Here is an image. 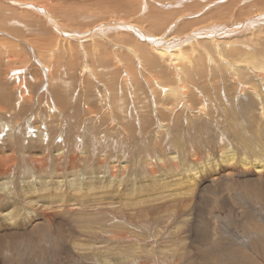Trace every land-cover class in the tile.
Segmentation results:
<instances>
[{
    "label": "rangeland",
    "instance_id": "obj_1",
    "mask_svg": "<svg viewBox=\"0 0 264 264\" xmlns=\"http://www.w3.org/2000/svg\"><path fill=\"white\" fill-rule=\"evenodd\" d=\"M60 1L14 0L22 6L15 7L13 4L14 6L11 5L12 7L7 10L1 3L6 6L12 3L0 0V12L5 10V14L11 15L12 13H8L11 9L18 10L20 15L16 16L23 24L9 25L8 22L4 23L0 20V73L3 72V77L0 75V80H3L0 82V101L4 99L3 97L6 98L1 101L6 102L0 104V171L2 172H0V264H264V169L263 172L259 171L261 173L259 174L258 168L254 165L256 160L264 161V91L252 72L254 66L242 56L245 51L248 53V55L244 53L245 59H251L250 53L258 51L256 44L259 42L255 39L264 36V22L259 21L261 14H264L263 0L260 2L259 0L258 2L257 0H133L135 3L133 13L126 6V10L115 8L117 4L120 6L117 0H114L117 2H114L115 7L110 3L104 6L88 4L84 7L82 2L86 4L92 0L87 2L75 0L74 3L68 4L66 9L56 5ZM125 1L132 9L130 1ZM102 2L106 3V1ZM26 4L28 7L24 6ZM108 5L113 7L103 8ZM36 6L46 10V16L45 13L36 14L35 11L38 9ZM225 6L228 9H225ZM260 7L263 12L260 11ZM254 8L255 13L252 12ZM220 10L223 11L220 15L223 18L219 22L216 17L213 20L212 14L222 12ZM234 10L238 11L233 12ZM74 11L83 13L82 18L72 13ZM149 12L154 14L149 15L147 19ZM237 12L242 15L244 13V16L248 17L253 14L251 18L256 15L254 20L249 17L251 22L255 21V24L245 22L246 25L249 24L248 29L245 28L246 32L242 24H245L244 21L249 18L246 20L247 17L242 16L244 17L242 23L239 19L242 17H239L240 14L237 15ZM27 13L35 14L49 32L37 30L33 25L23 27V21L27 24V19L28 21L33 19L32 16L24 17ZM228 13L233 16L230 17ZM88 16H96V18L90 20ZM156 16L159 18L157 25L152 23ZM262 16L260 18L264 19ZM236 17L238 20L234 19ZM125 18L131 20H127L129 25H136L139 29L142 27L140 30L146 34H153L150 31L154 29L153 31L157 33L152 37L159 40H165L166 34L173 28L175 36H178V33L179 36H184V33L189 34V30L194 31L195 28L205 33V29L201 26H204L207 20L208 26L211 25L209 23L211 21L213 25L218 22L215 26L221 24L227 26L228 21L234 26L237 21L236 24H240L241 28L243 26V30L238 29V32L231 33L232 36L227 33L228 35L225 34L223 37L224 39L241 36L244 38L245 35V41H235V44L232 41L234 45L230 43L231 46H227L220 58V47L215 49L209 39L216 37L215 33H220V29L217 28L215 35L210 36L208 40L207 36L202 35L199 37L201 40L197 38L198 40L194 39L195 41L193 39L187 41L182 46L185 48L183 52L186 51L185 58L179 65L174 63L175 59L171 61V57L164 58L156 54L157 52L148 51L151 56L157 58L156 65L152 64L154 67L152 68L150 62H144L138 53H135L136 43L117 41L114 37L119 36L121 40L131 38L149 48H151L150 43L154 42L152 39H142L135 35L131 28H123L127 30L121 29L117 32L113 25L101 28L96 35L98 39L95 38L96 40L91 42L87 40L91 49L90 57L94 58L93 63H96L93 71L96 69L99 75L98 80L92 78V85L89 87L92 94L89 95L83 93L85 82L83 65L87 68L84 64L85 60L81 58L82 56L70 55V52H81L78 45L73 43L71 45L74 46L69 49L65 44L60 46L63 57L61 53L56 62L53 60L54 64L50 68L46 61L43 62L39 58L38 50L44 40L52 41L56 37L60 39L65 35L57 32L54 23H50L49 20H55L61 26L60 31L68 32L67 34L71 36L82 31L88 32L98 24ZM148 24H152L153 29ZM229 24L227 27L231 28ZM12 28L14 31L9 30ZM236 33L240 34V37L235 36ZM95 34L96 31L87 34L86 37ZM221 34L224 35L220 33L217 37ZM261 42V45H264L263 40ZM10 43L14 44L11 45L10 51L16 48L11 54L9 51L6 53L5 49ZM47 47H50V44ZM230 47L235 49L231 50ZM191 48L195 51L193 52ZM190 49L192 52L189 51ZM54 51V47L51 48L50 52ZM19 53L22 55L20 60H17L15 55ZM51 53L47 57L50 60L53 56ZM100 53L105 56L103 59L107 65L101 63ZM119 53L129 55L128 62L137 78L134 82L126 78L127 65L117 66V58L120 60L119 57H122ZM193 54L199 57L191 59ZM86 55L88 59V54ZM69 56H72L77 63L76 68L79 65L78 69L72 66L67 71L66 60ZM59 57L63 62L58 68ZM11 58H14L13 61ZM14 60L18 61L15 66ZM7 62L13 66H9ZM238 62L239 67L245 65L249 67L248 70L241 71L243 74L239 73L241 76L236 73L235 66ZM244 62L246 63L243 65ZM148 64L150 67L147 66ZM206 66L208 72L205 70ZM19 67L24 70H18L13 76L23 81L22 86L25 82L32 87L25 98H21L16 89V83L21 81L13 79L10 73L13 68ZM48 68L51 75L53 74L52 77L48 76ZM143 68L145 75L140 73L144 72ZM74 69L77 71L75 72ZM190 69L194 73L196 70H203L201 74L194 75L195 84L191 86L200 91L199 95L202 93V96L186 97L185 100L188 99L189 104L186 101L176 106L171 98L174 97L173 91L168 95L166 89L161 86L163 83L179 80L178 73L185 75L184 82L191 80V77L186 76ZM152 78L156 79L155 82L158 80L157 83H154ZM102 81L108 89L114 87L112 91L116 89L115 92L113 91V96L116 98V101L113 100V107L117 109H113L118 114L116 117L119 119H117L118 123L122 125L120 127L119 124L116 123L118 125L116 126L111 122L110 118L109 121L107 119L104 121L101 116H98L101 120L97 117L103 113L104 102L101 99L106 95ZM244 87H254L255 92H252L254 96L257 93L262 94V104L256 102V105H253L252 98L249 92H245ZM194 88L191 89L193 94ZM99 92L101 94H98ZM52 94L58 95L60 100L57 98V102L56 100L54 102L57 96ZM46 100L50 101L49 104ZM56 103L59 105L58 108L55 106ZM84 106L92 108L94 112L88 114ZM75 109L82 111L81 114L75 112ZM75 114L79 116L78 119L76 117L73 119ZM56 123H58L57 127ZM10 125L11 127L8 128ZM47 127H50L49 136L52 137L45 135L43 146L35 143V139L48 131ZM86 127L90 128L86 129ZM94 137L95 139H92ZM79 141L85 142L78 143ZM73 144L79 148L72 146ZM96 153L100 159L94 156ZM245 156L246 163H243ZM215 172L218 174L216 178H214ZM120 208L122 211L119 210ZM29 211L34 213L33 215L43 212L50 219L38 220L30 226L29 224L25 226L22 223Z\"/></svg>",
    "mask_w": 264,
    "mask_h": 264
},
{
    "label": "bare ground",
    "instance_id": "obj_2",
    "mask_svg": "<svg viewBox=\"0 0 264 264\" xmlns=\"http://www.w3.org/2000/svg\"><path fill=\"white\" fill-rule=\"evenodd\" d=\"M1 1H6V2H11L12 4H9L10 6H6V4H2L1 3V5H3V7H5V9H7V10H9L8 8L9 7H12L11 5H15V7H17V6H22L21 4H19V2L17 3V2H14V0H1ZM17 1H19V0H17ZM22 0H20V2H21ZM24 1V0H23ZM74 1L75 0H61L60 2H57L56 3V5L57 6H63L64 7V9H66V6L69 4L70 5V3H74ZM102 1H106V3H103ZM108 0H92V2H95V3H92V2H90V3H84L83 4V2H82V6H84V7H86L85 5H88V4H94V5H96V6H99V5H101V4H103L102 6H104V4H107V3H110V4H112L114 7H115V5H114V2H116V1H114V0H110L111 2H107ZM119 3H120V6L117 4L116 5V7L115 8H117V7H119L120 9H124V10H126V8H125V6L126 7H128V9L129 10H131V13H133L134 11V9H135V3L133 2V0H129L130 2L129 3H131V6H132V9H131V7H130V5L125 1V0H117ZM136 1V0H135ZM86 2H87V0H86ZM177 2V1H176ZM232 2V1H231ZM257 2H258V0H257ZM259 2H260V0H259ZM263 2H264V0H263ZM25 3V2H24ZM28 3V2H27ZM97 3V4H96ZM117 3V2H116ZM115 3V4H116ZM220 4V3H219ZM13 5V6H14ZM106 6V7H103V8H108V7H113V6ZM123 5V6H122ZM174 5V4H173ZM217 5V4H216ZM221 5V4H220ZM254 5H255V7H256V4L254 3ZM253 5V6H254ZM258 5H260V3H258ZM24 6H27L28 7V5L26 4V5H24ZM193 6V5H192ZM37 7V6H36ZM39 7V6H38ZM37 7V8H38ZM77 7V6H76ZM199 7V6H198ZM204 7V6H203ZM237 7V6H236ZM240 7V6H239ZM31 8H32V6H31ZM35 8V7H34ZM102 8V7H101ZM221 8H223V7H221ZM246 8H247V6H246ZM249 8V7H248ZM18 9V8H17ZM29 9V8H28ZM74 9V8H73ZM118 9V8H117ZM127 9V10H128ZM225 9H228V8H226V6H225ZM243 8H241V10H242ZM4 10V9H3ZM32 10V9H31ZM76 10V9H75ZM151 10V9H150ZM208 10V9H207ZM210 10V9H209ZM223 10V9H222ZM222 10H220V11H222ZM239 10V9H238ZM238 10H234L233 12H235V11H238ZM262 10V8L260 7V11ZM18 10H14V9H11L10 10V12H8V13H12L11 15H7V13L5 14V10L4 11H1L0 12V20L1 21H3L4 23H6V22H8L7 24H9V25H12V24H19V23H21L22 24V22L18 19V16H16V15H20L18 12H17ZM22 11V10H21ZM20 11V12H21ZM121 11V10H120ZM123 11V10H122ZM133 11V12H132ZM155 11H156V9H155ZM215 11V10H214ZM224 11V10H223ZM223 11L222 12H220V13H218V14H216L217 12H215V14L216 15H214V14H212V19L214 20L215 19V17H216V20L219 22L223 17H221L220 15L221 14H223ZM245 11H246V9H245ZM250 11H251V9H250ZM257 11H259V10H257ZM31 12V11H30ZM35 12H37L36 14H41V15H43V13H45V16H46V10H44V9H42L41 7L40 8H38ZM34 12V13H35ZM42 12V13H41ZM64 12V11H63ZM124 12H126V11H124ZM150 12H152V10L150 11ZM149 12V13H150ZM230 12V11H229ZM231 13V14H233L234 15V13ZM240 12H242V11H240ZM240 12H237V15H239L240 14ZM252 12L253 13H255V8H254V10H252ZM262 12H263V10H262ZM72 13H74V14H76V16L78 15L79 17H81L82 18V16L81 15H83V13H81L80 14V12L79 11H74V12H72ZM130 13V12H129ZM204 13V12H203ZM251 13V12H250ZM22 14H24V13H22ZM32 13H30V14H26L24 17H31L32 16V18L33 19H29V21H28V19L26 20V22H27V24H25V21H23L24 22V26L23 27H28V26H32L33 25V27H35V28H37V30L39 29L40 31H43V32H49L48 31V29H46L45 28V26H44V24L43 23H41L40 21H39V18H36L35 17V14L34 15H31ZM152 14H154V12L152 13ZM151 13L150 14H148L147 15V19H148V17H149V15L151 16L152 15ZM157 14H160V13H157ZM229 14V13H228ZM227 14V15H228ZM249 14V13H248ZM260 14H261V12H260ZM259 14V15H260ZM161 15V14H160ZM233 15H231V16H233ZM241 15V16H240ZM239 15V17H242V16H244V13H243V15L242 14H240ZM251 15H253V14H251ZM251 15L249 16L250 18H251ZM258 14H257V16H259ZM263 15V16H262ZM37 16V15H36ZM159 16V15H158ZM163 16V15H162ZM223 16V15H222ZM229 16H230V14H229ZM230 16V17H231ZM235 16H236V14H235ZM234 16V17H235ZM256 15H254L252 18H253V20H254V17H255ZM261 16L264 18V14H261ZM260 16V17H261ZM44 17V16H43ZM54 17V16H53ZM85 17V15L83 16V18ZM201 17V16H200ZM227 17V16H226ZM230 17H227V18H230ZM244 17H247L246 18V20L249 18L248 16H244ZM244 17H242V18H239V19H241V21L240 22H242L243 23V21L242 20H244L243 18ZM259 17V19L261 20L262 18H260ZM42 18V17H41ZM44 18H46V17H44ZM49 18V17H48ZM56 18V17H55ZM90 18H93V19H95L96 18V16H93V17H89L88 16V19H90ZM160 18H161V16H160ZM198 18V17H197ZM224 18H225V15H224ZM250 18L247 20V21H244V23L245 22H249V23H254L255 21H253V22H251L252 20H250ZM251 18V19H252ZM257 18V17H256ZM50 19V18H49ZM121 19V18H120ZM126 19V20H125ZM125 19H123V20H115V21H112V22H108V23H105V24H98V26H95V27H93V29H90L88 32H83L82 31V33H80V34H74V35H71V36H74V37H71L69 34H67L68 32H63V31H60L61 30V26L54 20V21H52V20H49L50 21V23H54V26H55V28H56V31L57 32H61V34L63 35L64 33H65V35H64V37L63 38H60V39H57V37L54 39V40H52V41H49V40H44L45 42H43V43H41V45H40V47H39V50H38V54H39V58L43 61H46V64H47V66L50 68L53 64H54V62H53V60L56 62V60H57V58H58V56L62 53V51H60V46H62V45H66L67 47H68V49L69 48H71V47H73L74 45H71V44H76V45H78L80 48H81V52L80 53H77V52H73V53H71L70 52V55H79L82 59H84L85 61H84V64H86L87 65V68H85L84 67V65H83V73H84V75H85V77L83 78V80L85 79V82H84V87H83V93L84 94H88L89 95V93H90V89H89V87H90V85H92V78H94V79H96V80H98L97 79V77H99V75H98V72H96V69L93 71V66H94V64H96L95 62L93 63V60H95L94 58H91L90 57V55H91V49H90V46L87 44V40H88V42H91V41H95L96 39L95 38H97L96 37V35L99 33V31H101V28H105V27H111L112 25L113 26H115L114 27V30H116V32L118 31V30H121V29H123V28H131L132 29V32H134L135 33V35H138L139 37H142V39H146V40H148V38H150V39H152L154 42H151L150 43V47L151 48H149V47H146L144 44H142L140 41H138V42H136V41H134V40H132L131 38H127V39H123V40H121V39H119L118 37H114L117 41H121V42H125V41H129V42H134V43H136L137 44V47L135 48L136 49V54L138 53V56H140L142 59H143V61L144 62H146V63H149L150 62V66L152 67V64H154L155 63V65H156V62H157V58H155V57H153V56H151L149 53H148V51L150 52V51H152V52H154V53H156V54H160V56H162V57H166V58H169V57H171V61H172V59H175V61H174V63H178V65L183 61V59L185 58L184 57V55H185V53H186V51H185V53L183 52L184 51V49L185 48H183L182 46L187 42V41H189L190 39L192 40H196L197 38H199V37H201L202 35H205V36H207V40H208V38L210 37V36H213V34L215 33V29H217V28H219L220 29V33L222 32L221 31V28H225V27H227L228 26V24L230 23L229 21H228V24H227V26H224V25H217V26H215L216 25V23L218 24V22L216 21V23L213 25V23H212V21L211 22H209V23H211V25L210 26H208V25H206L207 24V22H208V20H207V22H204V23H206V24H204V26H201V27H203L204 29H205V33L202 31V30H199V28H195V30L194 31H192L191 29L189 30L190 32H189V34H185L184 33V36L182 35H180L179 36V33H178V36H175L174 35V28L172 29V31H169V33H167L166 34V36H165V40L164 39H162V40H159V39H155L154 37H152V36H155V35H153L154 33L156 34L157 33V31L156 32H154L153 30V25L152 24H148V25H150V27H152L151 29H153L152 31H150V32H153V34L152 33H150V34H146L145 32H143L142 30H140V29H142V27L139 29V27H137L136 25L134 26V25H132V24H128L127 23V20H129V21H131L130 19H127V18H125ZM159 18L156 16V17H154V21H152V20H150V22L152 21V23L153 24H155L156 23V25H157V22L159 23V20H158ZM175 19V18H174ZM199 19V18H198ZM205 19V18H204ZM211 19V18H210ZM219 19V20H218ZM235 20L237 19V17L236 18H234ZM43 20V19H42ZM91 20V19H90ZM158 20V21H157ZM226 20H229V19H226ZM238 20V19H237ZM250 20V21H249ZM0 21V22H1ZM48 21V20H47ZM48 21V22H49ZM126 21V22H125ZM173 21H175V20H173ZM206 21V20H205ZM223 21H225V20H223ZM149 22V23H150ZM195 22V21H194ZM201 22H203L202 20H201ZM200 22V23H201ZM214 22V21H213ZM235 22V21H234ZM262 22H264V21H262ZM262 22H260L261 24H262ZM30 23H32V24H30ZM37 23V24H36ZM47 23V22H46ZM198 23V22H197ZM236 23H237V21H236ZM235 23V24H236ZM256 23H257V21H256ZM174 24V23H173ZM195 24V23H194ZM226 24V23H225ZM235 24H234V26H235ZM255 24V23H254ZM23 25V24H22ZM38 25V26H37ZM191 25H193V24H191ZM199 26H200V24H198ZM230 25V24H229ZM233 25V24H232ZM232 25H230V27L232 26ZM237 25V24H236ZM240 25V24H239ZM243 26H244V31H245V28H247L248 29V27L247 26H249V24H247L246 25V23L245 24H242ZM259 25V27L261 26L260 24H258ZM49 26L51 27V25L49 24ZM48 26V27H49ZM172 26V25H171ZM197 26V25H196ZM195 26V27H196ZM243 26H242V28H241V26H240V28H239V30L240 29H242L243 30ZM252 25L250 24V27H251ZM13 27V26H12ZM32 27V28H33ZM49 27V28H50ZM117 27H120V28H117ZM176 27V26H175ZM233 27V26H232ZM253 27H254V25H253ZM255 27H258V26H256L255 25ZM262 27V26H261ZM11 28V27H10ZM155 28V27H154ZM194 28V27H193ZM263 28H264V24H263ZM262 28V29H263ZM2 29V28H1ZM28 29V28H27ZM185 29H186V27H185ZM258 29V28H257ZM260 29V28H259ZM10 31H14V29L12 28V29H9ZM25 30V29H24ZM123 30H125V29H123ZM127 30V29H126ZM125 30V31H126ZM157 30V29H156ZM252 30V29H251ZM256 30V29H255ZM96 31V34H95V36H87L86 37V35L87 34H89V33H92V32H95ZM146 31V30H145ZM185 31H187V30H185ZM248 31V30H247ZM19 31H16V33H18ZM42 32V33H43ZM178 32V31H177ZM176 32V33H177ZM181 32V31H180ZM216 32H217V30H216ZM238 32V31H237ZM246 32V31H245ZM245 32H244V34H245ZM220 33H215V34H217V36H218V34H220ZM240 33H241V31H240ZM248 33H249V31H248ZM256 33V32H255ZM160 34V33H159ZM182 34V33H181ZM214 34V35H215ZM225 34H227V33H224V35H222L221 34V36H219V37H211V38H209L210 39V43L211 44H213L212 46H215V49H216V47H220L219 49H220V51L221 52H219L220 54H219V56H220V58H222L221 57V55H223V53H224V51H225V49H227V46L229 45V46H231L230 45V43H232L233 44V42H234V44H235V41H245V35H244V38H243V36H239V35H237V33L235 34V36L237 35V36H239L240 38H238V37H229V38H227V39H224V37H225ZM257 34V33H256ZM13 35V34H12ZM171 35H174V36H171ZM228 35V34H227ZM226 35V36H227ZM229 35H231V33H229ZM241 35H243V33L241 34ZM193 36H195V38L193 37ZM224 36V37H223ZM232 36V35H231ZM248 36V35H247ZM106 37V36H105ZM121 37V36H120ZM251 37V36H250ZM5 38V37H4ZM252 38V37H251ZM98 39V38H97ZM200 40H201V38H199ZM194 40V41H195ZM198 40V39H197ZM250 40V39H249ZM252 40V39H251ZM257 42H259V43H257L256 44V47H257V53H250V55H251V59H249V60H247L248 58L247 57H250V56H247L246 58L247 59H245V55H244V53H245V51H244V53L242 54V56H244L243 58H244V60L245 61H247L248 63H252V65L254 66V67H252V72H253V74L255 75V77H256V79L258 80V83H259V86L260 87H262V89H263V91H264V45H261V40H263V42H264V36H262V37H257L256 39H255ZM254 40V41H255ZM4 41V40H3ZM206 41V40H205ZM214 41V42H213ZM233 41V42H232ZM197 42V41H196ZM201 42H203V40L201 41ZM236 42V43H237ZM7 43V42H6ZM193 44H194V42H192ZM199 43V42H198ZM240 43V42H239ZM29 44V43H28ZM50 44V47H47L48 45ZM200 45L202 44V43H199ZM207 44V43H206ZM205 44V45H206ZM233 44V45H234ZM247 44V43H246ZM1 45V44H0ZM11 45H14L13 43H10L9 45H8V47H6L5 48V46L6 45H4V48L6 49V53H7V51H9V53L11 54V52H15V49L14 48H12V51H10V47H11ZM199 45V46H200ZM209 45V44H208ZM208 45H207V47H208ZM241 45H242V43H241ZM186 46H187V44H186ZM194 46H195V44H194ZM247 46V45H246ZM53 47H54V52H50V50H51V48L53 49ZM197 49H198V47L197 46H195ZM194 47V48H195ZM240 47V46H239ZM248 47V46H247ZM261 47H263V48H261ZM3 48V47H2ZM182 48V49H181ZM194 48H191V49H193L192 51L194 52L195 50H194ZM231 48V47H230ZM230 48H228V49H230ZM252 48V47H251ZM191 49L189 50V51H191ZM206 49V48H205ZM234 50L235 49V47L234 48H231V50ZM241 49L243 50V48L241 47ZM247 49V48H246ZM37 51V50H36ZM119 51V50H118ZM191 51V52H192ZM199 51V50H198ZM217 51H218V49H217ZM236 51V50H235ZM250 50H248V52H249ZM211 52V51H210ZM237 52H239V51H237ZM50 53L51 54H53V56H52V60H50V58H47L48 57V55H50ZM9 54V56L10 57H12L11 55ZM16 54V53H15ZM14 54V55H15ZM86 54H88V59L86 58ZM102 53H100L99 54V57H100V59H102L101 60V63H104V57L105 56H102L101 55ZM122 57H119V59L120 60H118V58H117V66H123V64L124 65H127V66H125V67H127V75H126V78L128 79V80H131L132 82H134L135 80H137V78H136V76H135V73L133 74V69H131V66H130V63L128 62V60L130 59L128 56L129 55H127V53H119ZM191 54V53H190ZM195 54V53H194ZM193 54V55H194ZM211 54V53H210ZM234 54V53H233ZM232 54V55H233ZM245 54H247L248 55V53H245ZM6 55V54H5ZM13 55V56H14ZM21 55L22 54H17V55H15V57L17 56V60H20V58H21ZM86 55V56H85ZM189 55V54H188ZM237 55H239V54H237ZM155 56V55H154ZM190 56V55H189ZM197 56V55H196ZM195 55L194 56H192V58L191 59H194V57H196ZM209 56V55H208ZM214 56H216V55H213V57ZM50 57V56H49ZM62 57H63V53H62ZM187 57V56H186ZM191 57V56H190ZM189 57V58H190ZM199 56H197V58H198ZM207 57V56H206ZM238 57H240V56H238ZM4 58V57H3ZM7 58H9L8 57V55H7ZM77 58H79L78 56H77ZM188 58V59H189ZM12 59V58H11ZM10 59V60H11ZM14 59V58H13ZM13 59L11 60V61H13ZM115 59H116V57H115ZM123 59V60H122ZM214 59V58H213ZM6 60V59H5ZM50 60V61H49ZM88 60H89V63H88ZM141 60V59H140ZM198 60H200V59H198ZM201 60H203V59H201ZM210 60H212V59H210ZM243 60V61H244ZM4 61V60H3ZM2 61V62H3ZM14 61H16V60H14ZM43 61V62H44ZM116 61V60H115ZM130 61V60H129ZM190 61V60H189ZM188 61V62H189ZM223 61V60H222ZM253 61V62H252ZM2 62H1V64H2ZM6 62V61H5ZM18 61H16L15 63H13V65L15 66V64L17 63ZM62 62H63V60L61 59V57H59V59H58V64H59V66H58V68L60 67V65L62 64ZM121 62H122V64H121ZM197 62V61H196ZM208 62V61H207ZM8 64H9V66H13V65H10V62H7ZM107 63H109V61H107ZM140 63H141V61H140ZM216 63V62H215ZM227 63V62H226ZM230 63V62H229ZM246 62H244L243 63V65L245 64ZM12 64V63H11ZM105 64V63H104ZM103 64V65H104ZM172 64V63H171ZM190 64V63H189ZM199 64V63H198ZM234 64V63H233ZM57 64L55 63V66H56ZM105 65H107V64H105ZM177 65V64H176ZM9 66H7V67H9ZM22 65H20V67H21ZM72 66H73V68L75 67L76 68V66H77V63L75 62V60H74V58H72V56H69V58L66 60V68H67V71H69V69H71L72 68ZM88 66H89V68H88ZM96 66V65H95ZM147 66H149V64L147 65ZM147 66H145L146 68H147ZM149 66V67H150ZM171 66V65H170ZM173 66H174V64H173ZM233 65H231V67H232ZM13 68L12 70H11V76H12V78L13 79H15L16 81H21L20 79H18V78H16V77H14L13 75H14V73L15 72H17L18 70H24V68ZM63 67V66H62ZM177 67H180V66H177ZM187 68H188V66H186ZM190 67V66H189ZM195 67V66H194ZM210 67V66H209ZM2 68V67H1ZM11 68V67H10ZM49 68H48V76H53V74L51 75V72L49 71ZM79 68V65H78V67L76 68V69H78ZM152 68H154V67H152ZM159 68V67H158ZM174 68V67H173ZM172 68V69H173ZM205 68V67H204ZM235 68L237 69V72L236 73H240V74H243L241 71H243V69H245V70H248V68L249 67H247L246 65L245 66H243V67H239V62H238V64H236V66H235ZM76 69H74L75 70V72L77 71ZM117 69H118V67H117ZM123 69V68H122ZM189 69V68H188ZM201 69V68H200ZM199 69V70H200ZM208 68H207V66H206V69L205 70H207ZM4 70V69H3ZM132 70V71H131ZM140 70H142V68L140 69ZM143 70H144V72L142 71V72H140V73H142V75H143V73H144V75H145V69L143 68ZM148 70L150 71H152V69L151 68H148ZM178 70H181V68H178ZM66 71V72H67ZM98 71V70H97ZM155 71V70H154ZM172 71V70H171ZM177 71V70H176ZM187 71V70H186ZM185 71V72H186ZM209 71H211V70H209ZM6 72V71H5ZM161 72V71H160ZM201 72H203V70H201V71H197L196 70V73H198V74H201ZM207 72H208V70H207ZM234 72H235V70H234ZM233 72V73H234ZM3 72L1 71V73H0V75H2V77H3V74H2ZM125 73V72H124ZM155 73V72H154ZM167 73H169V71L167 72ZM188 74L186 75V76H189V77H191V80H189V81H187L186 82V80H185V82L183 81V77H185V75L183 76V75H180V73H178V78H179V80H181V81H179L178 79L177 80H174L173 82L171 81V82H169V83H166V84H162V86L161 87H163V89L165 90L166 89V92H167V94L168 95H170L171 94V91H173L172 93H174V97H171L173 100H174V103L176 104V106H179V104L180 103H186V101L188 102V99L187 100H185V98L186 97H189V96H194V97H199V96H202L201 94L199 95V92L197 91V89L196 88H194V87H191L193 84H195L194 82H195V77H194V75L196 74V73H194V72H192L191 71V69L189 70V72H187ZM235 73V74H236ZM9 74V73H8ZM7 74V75H8ZM19 74V73H18ZM146 74H148V73H146ZM153 74V73H152ZM158 74V73H157ZM162 74V73H161ZM176 74H177V72H176ZM239 74V75H240ZM82 75V74H81ZM118 75V74H117ZM149 75V74H148ZM156 75V74H155ZM169 75V74H168ZM10 76V77H11ZM16 76H18V75H16ZM59 76V75H58ZM152 76V75H151ZM150 76V77H151ZM159 76V75H158ZM199 76V75H198ZM241 76V75H240ZM243 76V75H242ZM246 76V75H245ZM19 77V76H18ZM148 77V76H147ZM169 77V76H168ZM188 77V78H189ZM1 78V77H0ZM4 78H6V77H4ZM3 78V79H4ZM22 78V77H21ZM143 78V77H142ZM187 78V77H186ZM185 78V79H186ZM242 78V77H241ZM9 79H11V78H9ZM55 79H57V78H55ZM74 79V78H73ZM159 79V78H158ZM200 79V78H199ZM6 80H8V79H6ZM5 80V81H6ZM66 80V79H65ZM71 80V79H70ZM146 80L148 81V78H146ZM152 80H153V78H152ZM156 80V79H155ZM155 80H153L154 81V83H157V81L155 82ZM164 80V79H163ZM166 80V79H165ZM171 80V79H170ZM3 82V80L1 79L0 80V82ZM73 81V80H72ZM152 81V82H153ZM183 81V82H182ZM22 82L23 81H21L20 83H16V89L19 91V93H20V96H21V98H25L26 97V95L31 91V89H32V87H30V85L28 84V83H26L25 84V82L23 83V85L24 86H22ZM81 82H82V80H81ZM93 82H95V81H93ZM98 82V81H97ZM104 81H102L101 83L103 84V86L105 87V90H106V95H103L104 97L101 99L103 102H104V109H103V113H101V115H97V117L98 116H101L102 117V119H104V121H105V119H107L108 121H109V118H110V120H112L111 122H113L116 126H118L117 124H119V126L118 127H120V126H122L120 123H118V121H117V113H115L116 111H114V109H115V107H113V100H115L116 98L113 96V91H112V89H114V88H107V85H104V83H103ZM146 82V81H145ZM6 83V82H5ZM54 83V82H53ZM70 83V82H69ZM73 83V82H72ZM71 83V84H72ZM107 83V82H106ZM151 83V82H150ZM215 83V82H214ZM7 84V83H6ZM68 84V83H67ZM83 84V83H82ZM97 84V83H96ZM112 84V83H111ZM171 84H173V86H171ZM3 85H5L4 83H3ZM115 85H117V84H115ZM154 85V84H153ZM152 85V86H153ZM159 85V84H158ZM202 85V84H201ZM74 86V85H73ZM157 86V85H156ZM171 86V87H170ZM198 86V85H197ZM196 86V87H197ZM204 86V85H203ZM249 86V85H248ZM23 87V88H22ZM97 87V86H96ZM169 87V88H168ZM201 87V86H200ZM255 87V86H254ZM254 87L252 88H250V87H244V90H246L245 92H249V94H250V98H252L251 99V103L253 104V105H256V102H259L260 104H262V100H263V97H262V94H259V93H257V94H255V96L253 95V93L252 92H255L254 90ZM256 87H257V85H256ZM255 87V88H256ZM3 88V87H2ZM5 88H7V87H5ZM70 88H72V87H70ZM153 88V87H152ZM192 88H194V91H195V93L193 94V90H191ZM206 88V87H205ZM98 89V88H97ZM96 89V90H97ZM120 88H118V90H119ZM155 89V88H154ZM203 89V88H202ZM92 90V89H91ZM95 90V89H94ZM105 90H103V91H105ZM151 90V89H150ZM47 92L49 91V90H46ZM81 91V90H80ZM93 91V90H92ZM115 91H116V89H115ZM114 91V92H115ZM119 91H121V90H119ZM262 91V92H263ZM3 92H5V91H3ZM82 92V91H81ZM153 92V91H152ZM1 93V92H0ZM5 93H8L7 91L5 92ZM4 93V94H5ZM11 93V92H10ZM56 93V92H55ZM93 93H95L94 91H93ZM264 93V92H263ZM9 94V93H8ZM83 94V95H84ZM90 94H92V92L90 93ZM98 94H101L100 92L98 93ZM116 94H118L117 92H116ZM115 94V95H116ZM29 95V94H28ZM48 95L50 96V94L48 93ZM52 95H56V94H52ZM51 95V96H52ZM74 95V94H73ZM93 95H95V94H93ZM153 95H154V93H153ZM158 95V94H157ZM198 95V96H197ZM2 96V95H1ZM57 96V97H56ZM55 97H56V99H54V102H55V100H56V102H57V98H58V100H60V97H58V95H56ZM87 96V95H86ZM99 96V95H98ZM253 96H254V98H253ZM54 97V98H55ZM69 97V96H68ZM68 97H67V99H68ZM95 97V96H94ZM100 97V96H99ZM98 97V98H99ZM155 97V96H154ZM4 99H2V100H6V98L5 97H3ZM14 98V97H13ZM19 98V97H18ZM97 98V97H96ZM122 98V97H121ZM157 98V97H156ZM159 98V97H158ZM168 98V97H167ZM201 98V97H200ZM199 98V99H200ZM79 99V98H78ZM94 99V98H93ZM99 99V100H100ZM162 99V98H161ZM262 99V100H261ZM1 100V101H2ZM48 100H50L49 98H48ZM48 100H46L47 102H48ZM258 100V101H257ZM0 101V104L1 103H5V102H1ZM11 101V100H10ZM32 101V100H31ZM30 101V102H31ZM67 101V100H66ZM88 101H89V99H88ZM116 101V100H115ZM117 101H119L118 100V98H117ZM123 101V100H122ZM185 101V102H184ZM46 102V103H47ZM50 102V101H49ZM49 102H48V104H49ZM90 102V101H89ZM124 102V101H123ZM159 102V101H158ZM165 102V101H164ZM191 102V101H190ZM201 102V101H200ZM61 103V102H60ZM88 103V102H87ZM119 103V102H118ZM163 103V102H162ZM161 103V104H162ZM166 103V102H165ZM169 103V102H168ZM179 103V104H178ZM194 103V102H193ZM9 104V103H8ZM74 104V103H73ZM92 104V103H91ZM117 104V103H116ZM116 104H115V106H116ZM158 104V103H157ZM170 104V103H169ZM178 104V105H177ZM188 104H189V102H188ZM3 105V104H2ZM5 105V104H4ZM3 105V106H4ZM45 105H47V104H45ZM70 105V104H69ZM83 105V104H82ZM88 105V104H87ZM93 105V104H92ZM135 105V104H134ZM48 106V105H47ZM56 108H58V103H56ZM62 106V105H61ZM94 106V105H93ZM102 106V105H101ZM124 106V105H123ZM142 106V105H141ZM182 106V105H181ZM6 107H8L7 105H6ZM51 107H52V105H51ZM70 107V106H69ZM72 107V106H71ZM77 107V106H76ZM86 109H87V111H88V114H89V112H94L93 110H92V108H90V107H87V106H84ZM45 108V107H44ZM48 108H49V106H48ZM67 108V107H66ZM65 108V109H66ZM98 108V107H97ZM114 108V109H113ZM175 108V107H174ZM60 109V108H59ZM78 109V108H77ZM77 109H75V112H80V114H81V112L82 111H79V110H77ZM80 109V108H79ZM116 109H117V107H116ZM115 109V110H116ZM4 110V109H3ZM51 110H52V108H51ZM62 110V109H61ZM64 110V109H63ZM67 110H68V108H67ZM66 110V111H67ZM77 110V111H76ZM82 110V109H81ZM99 110V109H98ZM101 110H102V108H101ZM101 110H99V111H101ZM40 111V110H39ZM86 111V112H87ZM99 111H97L98 112V114H100L99 113ZM142 111H143V109H142ZM1 112H3V111H1ZM63 112V111H62ZM62 112H60V113H62ZM40 113V112H39ZM64 113H65V111H64ZM67 113L68 112H66V114L65 115H67ZM51 114V113H50ZM97 114V113H96ZM117 114V115H116ZM48 115H49V113H48ZM54 115V114H53ZM83 115V114H82ZM87 114L85 113V116H86ZM58 116H60V114L58 115ZM94 116V115H93ZM117 116V117H116ZM53 117V116H52ZM63 117V116H62ZM61 117V118H62ZM73 117V116H72ZM75 117L77 118V117H79V116H76V114L74 115V117H73V119H75ZM87 117V116H86ZM89 117V116H88ZM96 117V116H95ZM259 117L261 118V114H259ZM64 118H65V116H64ZM81 118H82V116H81ZM91 118V117H90ZM88 119L87 118V120H90V122H92L91 121V119ZM99 118V117H98ZM67 119V118H66ZM78 119V118H77ZM76 119V120H77ZM100 119V118H99ZM46 120V119H45ZM54 120V119H53ZM82 120H83V118H82ZM92 120H94L93 118H92ZM101 120V119H100ZM106 120V121H107ZM119 120V119H118ZM34 121V120H33ZM56 121V120H55ZM94 121H96V120H94ZM93 121V122H94ZM116 121V122H115ZM20 123V122H19ZM88 123H89V121H88ZM110 123V122H109ZM108 123V124H109ZM112 123V124H113ZM117 123V124H116ZM13 124V123H12ZM32 124V123H31ZM57 125H56V127L58 126V123H56ZM61 124V123H60ZM94 124V123H93ZM98 124H99V122H98ZM105 124V123H104ZM253 124V123H252ZM258 124V123H257ZM4 125V124H3ZM43 125V124H42ZM62 125V124H61ZM138 125V124H137ZM115 126V127H116ZM5 127V126H4ZM9 127H11V125L10 126H8V128ZM13 127V126H12ZM31 127V126H30ZM61 127V126H60ZM102 127V126H101ZM100 127V128H101ZM110 127V126H109ZM112 127V126H111ZM256 127H258V126H256ZM48 128V131L45 133V134H41L37 139H35V143H39V145H41V146H43L44 144H45V135H47L48 137H50L49 136V133H51L50 132V130H49V128L50 127H47ZM88 128H90V127H88ZM87 127H86V129H88ZM61 129V128H60ZM110 129H112V128H110ZM10 130H12V129H10ZM10 130H8V131H10ZM108 130V129H107ZM120 130V129H119ZM119 130H117V131H119ZM34 131V130H33ZM37 130H35V132H36ZM70 131V130H69ZM97 131V130H96ZM116 131V130H115ZM11 132V131H10ZM42 132V131H41ZM86 132H87V130H86ZM121 132V131H120ZM12 133V132H11ZM44 133V132H43ZM56 133V132H55ZM260 133V132H259ZM37 134H39V133H37ZM72 134V133H71ZM88 134V133H87ZM90 134V133H89ZM88 134V135H89ZM12 135H13V133H12ZM29 135H30V133H29ZM59 135V134H58ZM88 135L86 136V137H88ZM109 135V134H108ZM111 135V134H110ZM34 136H37V135H35L34 134ZM61 136V135H60ZM59 136V137H60ZM261 136V135H260ZM52 137V136H51ZM63 137H64V135H63ZM62 137V138H63ZM83 137H84V135H83ZM97 137V136H96ZM61 139V138H60ZM89 139V138H88ZM87 139V140H88ZM92 139H95V137L94 138H92ZM101 139V138H100ZM258 139V138H257ZM66 140V139H65ZM84 140V139H83ZM97 140V139H96ZM99 140V139H98ZM75 141V140H74ZM86 141V140H85ZM85 141H79L78 143H80V142H85ZM264 141V140H263ZM69 142V141H68ZM73 142V141H72ZM96 142V141H95ZM98 142V141H97ZM60 143V142H59ZM262 143V142H261ZM244 144V143H243ZM250 144V143H249ZM68 145V144H67ZM86 144H84V146H85ZM91 145V144H90ZM245 145V144H244ZM10 146V145H9ZM36 146V145H35ZM48 145H46V147H47ZM61 146V145H60ZM69 146V145H68ZM72 146H74V147H77V145L76 144H73ZM86 146H88V145H86ZM92 146H94V145H92ZM92 146H90V147H92ZM96 146V145H95ZM94 146V147H95ZM62 148H63V146H61ZM89 147V146H88ZM98 147V146H97ZM66 148V147H65ZM77 148H79V147H77ZM76 148V149H77ZM239 148V147H238ZM67 149V148H66ZM82 148H80V150H81ZM85 149H86V147H85ZM89 149H94V148H89ZM245 149H247V148H245ZM95 150H96V148H95ZM228 150V149H227ZM252 150V149H251ZM71 151V150H70ZM85 150H83V152H84ZM157 151V150H156ZM226 151V150H225ZM254 151V150H253ZM79 152V151H78ZM90 152H91V150H90ZM89 152V153H90ZM94 152V151H93ZM92 152V153H93ZM243 152H244V150H243ZM77 153V152H76ZM91 153V154H92ZM224 153V152H223ZM247 153V152H246ZM262 153V152H261ZM82 154H84V153H82ZM153 155V154H152ZM160 155V154H159ZM254 155V154H253ZM94 156H96L97 157V159H100V158H98V155H97V153L94 155ZM13 157V156H12ZM73 156H71V158H72ZM76 157V156H75ZM135 157H136V155H135ZM228 157V156H227ZM231 157H233L232 155H231ZM259 157V156H258ZM5 158H7V157H5ZM88 158V157H87ZM94 158V157H93ZM93 158H91V159H93ZM11 159H13V158H11ZM74 159V158H73ZM84 159V158H83ZM226 159V158H225ZM246 156H245V158L242 160V162L243 163H246ZM10 160V159H9ZM79 160V159H78ZM81 160V159H80ZM86 160V159H85ZM96 160V159H95ZM131 160H133L134 161V159H131ZM18 161V160H17ZM99 160H97V162H98ZM132 161V162H133ZM1 162H2V160H1ZM6 162V161H5ZM3 163H4V160H3ZM87 163V162H86ZM136 163V162H135ZM135 163H133V164H135ZM139 163V162H138ZM2 164V163H1ZM6 164H7V162H6ZM137 164V163H136ZM135 164V165H136ZM143 164V163H142ZM166 164V163H165ZM4 165H5V163H4ZM8 165V164H7ZM21 165V164H20ZM254 165H255V167L256 168H258V173H259V171H261V172H263V169H264V161H259V160H256L255 162H254ZM124 166V165H123ZM128 166V165H127ZM137 166V165H136ZM145 166V165H144ZM156 166V165H155ZM7 167V166H6ZM31 167V166H30ZM112 167V166H111ZM124 168V167H123ZM167 168V167H166ZM3 169V168H2ZM8 169H10V168H8ZM227 169V168H226ZM4 170V169H3ZM2 170V171H3ZM128 170V169H127ZM215 170V169H214ZM223 170V169H222ZM233 170V169H232ZM231 170V171H232ZM7 171V170H6ZM141 171V170H140ZM225 171V170H224ZM1 172V171H0ZM4 172H5V170H4ZM3 172V173H4ZM217 172V171H216ZM215 172V173H216ZM233 172V171H232ZM2 173V172H1ZM0 173V174H1ZM228 173H229V171H228ZM220 174V173H219ZM222 174V173H221ZM230 174H231V172H230ZM259 174H261V173H259ZM264 174V173H263ZM175 175V174H174ZM234 175V174H233ZM26 177V176H25ZM216 177H218V174L216 173L215 174V177L214 178H216ZM232 177V176H231ZM234 178V177H233ZM206 179V178H205ZM264 180V179H263ZM242 181V180H241ZM259 182V181H258ZM99 184V183H98ZM141 184V183H140ZM260 185V184H259ZM116 186V185H115ZM166 186H168V185H166ZM256 186V185H255ZM46 187V186H45ZM57 187V186H56ZM143 187H144V185H143ZM145 187H146V185H145ZM203 187V186H202ZM6 188V187H5ZM30 188V187H29ZM46 189V188H45ZM57 189V188H56ZM55 189V190H56ZM99 189V188H98ZM148 189V188H147ZM186 189V188H185ZM211 189V188H210ZM41 190H43V189H41ZM50 190V189H49ZM102 190V189H101ZM114 190V189H113ZM117 190V189H116ZM164 190V189H163ZM196 190H197V188H196ZM24 191V190H23ZM27 191H29L28 189H27ZM57 191V190H56ZM91 191V190H90ZM137 191H139V190H137ZM141 191V190H140ZM163 192V191H162ZM166 192V191H165ZM104 193V192H103ZM142 193V192H141ZM141 193H140V196H141ZM144 194V193H143ZM180 194V193H179ZM244 194V193H243ZM97 195V194H96ZM132 195L134 196V194L132 193ZM173 195V194H172ZM50 196V195H49ZM55 196V195H54ZM59 196V195H58ZM119 196V195H118ZM147 196V195H146ZM151 196V195H150ZM204 196V195H203ZM244 196V195H243ZM51 197V196H50ZM52 197H53V195H52ZM80 197V196H79ZM128 197V196H127ZM132 197V196H131ZM137 198H138V195L136 196ZM147 197H149V196H147ZM37 198V197H36ZM47 198V197H46ZM134 198V197H133ZM152 198V197H151ZM242 198V197H241ZM25 199V198H24ZM55 199V198H54ZM53 199V200H54ZM61 199V198H60ZM126 199V198H125ZM128 199V198H127ZM141 199V198H140ZM146 199V198H145ZM173 199V198H172ZM179 199V198H178ZM239 199V198H238ZM71 200H73V199H71ZM136 200V199H135ZM169 200V199H168ZM37 201H39V200H37ZM41 201V200H40ZM56 201V200H55ZM70 201V200H69ZM97 201V200H96ZM128 201V200H127ZM165 201V200H164ZM50 202V201H49ZM100 202V201H99ZM47 203V202H46ZM72 203V202H71ZM82 203H84V202H82ZM140 203H141V201H140ZM48 204V203H47ZM131 204H133V203H131ZM134 204H135V201H134ZM137 204V203H136ZM249 204V203H248ZM62 205V204H61ZM80 205V204H79ZM63 206V205H62ZM81 206V205H80ZM176 206V205H175ZM183 206V205H182ZM190 206V205H189ZM191 207V206H190ZM192 207H193V205H192ZM34 208V207H33ZM121 208H123V207H121ZM121 208L119 209V210H121ZM154 208V207H153ZM174 208V207H173ZM194 208V207H193ZM32 209V208H31ZM135 209V208H134ZM155 209V208H154ZM34 211H35V209H34ZM37 211V210H36ZM41 211V210H40ZM122 211V210H121ZM127 211V210H126ZM153 211V210H152ZM155 211V210H154ZM194 211V210H193ZM46 212V211H45ZM146 212H148V211H146ZM164 212H167V211H164ZM170 212H172V211H170ZM175 212V211H174ZM255 212H257V211H255ZM134 213V212H133ZM140 213H142L141 211H140ZM153 213V212H152ZM156 213V212H155ZM155 213H154V215H155ZM34 213H32V212H30L29 211V213H28V215L24 218V223H22V224H24L25 226H28L27 224H29V226L30 225H32L34 222H36V221H38V220H42V219H46V220H48V219H50L45 213H43V212H38V213H36L35 215H33ZM159 214V213H158ZM126 215V214H125ZM160 215V214H159ZM157 216V215H156ZM154 217V216H153ZM134 218V217H133ZM161 220V219H160ZM158 221H159V219H158ZM20 223H21V221H20ZM17 224V223H16ZM164 224V223H163ZM121 225V224H120ZM179 225V224H178ZM182 228V227H181ZM193 229V228H192ZM260 230V229H259ZM244 231V230H243ZM170 234V233H169ZM127 235V234H126ZM259 235V234H258ZM180 236V235H179ZM167 237V236H166ZM252 238V237H251ZM254 238V237H253ZM241 239V238H240ZM77 241V240H76ZM264 242V241H263ZM174 244V243H173ZM204 248V247H203ZM164 254V253H163ZM181 256V255H180ZM196 263V262H195Z\"/></svg>",
    "mask_w": 264,
    "mask_h": 264
},
{
    "label": "water",
    "instance_id": "obj_3",
    "mask_svg": "<svg viewBox=\"0 0 264 264\" xmlns=\"http://www.w3.org/2000/svg\"><path fill=\"white\" fill-rule=\"evenodd\" d=\"M259 21H264V19H261ZM239 27H240L239 25H235L231 28H229V27L221 28V31H222L221 33H235V32H237Z\"/></svg>",
    "mask_w": 264,
    "mask_h": 264
}]
</instances>
